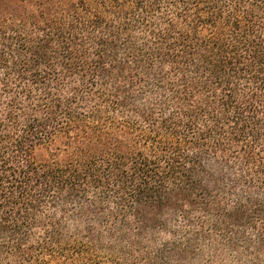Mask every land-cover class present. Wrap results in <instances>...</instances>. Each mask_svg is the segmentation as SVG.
I'll list each match as a JSON object with an SVG mask.
<instances>
[{
	"label": "trees",
	"instance_id": "obj_1",
	"mask_svg": "<svg viewBox=\"0 0 264 264\" xmlns=\"http://www.w3.org/2000/svg\"><path fill=\"white\" fill-rule=\"evenodd\" d=\"M0 264H264V0H0Z\"/></svg>",
	"mask_w": 264,
	"mask_h": 264
}]
</instances>
